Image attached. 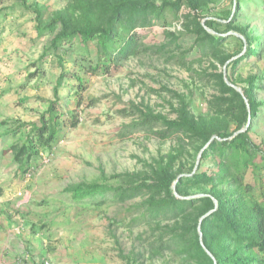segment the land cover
I'll use <instances>...</instances> for the list:
<instances>
[{"label":"rangeland","instance_id":"obj_1","mask_svg":"<svg viewBox=\"0 0 264 264\" xmlns=\"http://www.w3.org/2000/svg\"><path fill=\"white\" fill-rule=\"evenodd\" d=\"M135 1L164 6L175 0ZM197 3L195 11L184 4L175 15L166 11L154 25L137 29V46L128 59L108 61L98 56L96 42L83 46L75 40L40 60L57 33L48 25L51 20L61 14L73 25L83 21L78 0H0V264H17L22 256H28L27 264H207L195 248L180 255L191 247L189 236L165 249L166 242L191 229V217L150 219L152 193L143 191L126 202L98 196L77 202L65 192L79 183H150L161 167L177 175L175 183L216 172L217 157L202 156L209 143L182 133L164 138L161 122L144 124L147 116L177 120L183 107L211 131H231L243 115L242 130L248 129L252 143L264 152V0ZM195 18L202 24L214 20L211 33L223 39L212 55L197 48L190 25ZM248 47L254 54L247 53ZM237 60L228 71L235 90L243 95L245 80L254 78L257 107L250 119L248 107L244 114L229 107L236 104L218 85L217 75ZM61 72L66 75L55 97ZM69 74L81 78L82 86ZM55 98L56 113L65 121L52 146L41 149L31 163L28 178L9 148L26 141ZM217 98H226L227 105L216 107ZM74 120L78 123L72 128ZM211 140L219 138L212 135ZM172 189L179 199L217 192L260 201L264 155L257 152L241 178L185 184L182 196L175 185ZM221 246L232 252L237 245L227 241ZM245 255L263 258L254 251Z\"/></svg>","mask_w":264,"mask_h":264},{"label":"trees","instance_id":"obj_2","mask_svg":"<svg viewBox=\"0 0 264 264\" xmlns=\"http://www.w3.org/2000/svg\"><path fill=\"white\" fill-rule=\"evenodd\" d=\"M83 21L71 24L61 14L48 24L57 30L51 40L50 47L40 56V60L46 58L50 50L57 51L59 47L70 45L78 40L85 46L89 42H96L98 56L108 61L128 59L134 54L137 42L135 31L154 25L164 18L166 11L175 15L181 6L186 4L191 10L198 7L197 0H175L164 6H157L150 2L138 3L135 0H95L88 3L86 0H78ZM185 15L184 18H189ZM196 36V45L202 54L212 55L221 45L223 39L213 35L208 30H215L214 20H206L202 24L199 20L192 19ZM38 30V29H37ZM41 32V30H39ZM246 38V36H245ZM247 40V38H246ZM247 53L254 54L253 49L247 48ZM241 60L233 61L226 66V73L217 75L220 93L229 95L236 106L231 109L241 110L245 113L250 109L248 119L254 117L257 105L252 99V82L254 78H248L242 87L243 95L239 94L234 87L235 82L229 76L228 71L233 70ZM66 74L61 72L54 96H57V87L61 84ZM75 79L79 87L82 79L69 74ZM226 80L233 85H228ZM224 97V96H223ZM57 98L49 103L46 115L40 116L39 125L32 126V131L22 145L13 144L10 151L13 153V161L20 166V172L26 173L31 169V163L38 157L41 149H49L57 137L60 128L65 121L61 113H56L55 105ZM222 108L226 104V98H217L212 104ZM79 104V102H78ZM243 115L235 129L225 127L222 131H211L202 127L194 117L183 107L177 120H167L161 116H147L144 124L161 122L165 127L163 137H174L175 134H184L187 138H197L203 144L209 143L204 149L202 156L215 155L219 160L216 172L193 174L190 177L176 181L177 175L161 167L155 178L150 183L143 181L137 186L131 187H107L98 183H79L69 186L65 192L70 194L74 201H83L94 197H112L119 202H126L141 195L143 191L152 193L150 206L147 208L150 219L170 216L174 219L188 214L191 217V229H187L183 236H174L170 242L165 243V249H172L181 243V240L190 237L191 247L184 248L180 255L192 254V249L204 259L207 264H264V191L261 192L260 201L247 200L244 196H228L225 193L214 192L210 196L195 199H179L173 193L175 185L176 193L182 196L180 187L185 184L202 185L209 184L214 180H224L230 175L241 178L253 163V156L257 152H264L258 145L252 143L249 130H242ZM77 121L74 120L70 127L75 128ZM230 131V132H229ZM216 135L219 140H211ZM232 137L231 139H228ZM150 180V179H149ZM4 188L0 186V197ZM157 200H155V198ZM212 211L211 213H209ZM193 217V218H192ZM203 217L201 220H199ZM230 241L236 244V248L230 252L222 243ZM203 246V249H202ZM206 249L210 255L204 250ZM254 251L260 256H242L243 252ZM198 256V257H199Z\"/></svg>","mask_w":264,"mask_h":264},{"label":"built area","instance_id":"obj_3","mask_svg":"<svg viewBox=\"0 0 264 264\" xmlns=\"http://www.w3.org/2000/svg\"><path fill=\"white\" fill-rule=\"evenodd\" d=\"M31 173L32 172H31V169H30V170H28L25 173V176L28 177V178H30L31 175H32ZM27 262H28V256H22V258L18 261L17 264H27ZM41 264H50V263L47 260H45V261H42Z\"/></svg>","mask_w":264,"mask_h":264},{"label":"water","instance_id":"obj_4","mask_svg":"<svg viewBox=\"0 0 264 264\" xmlns=\"http://www.w3.org/2000/svg\"><path fill=\"white\" fill-rule=\"evenodd\" d=\"M209 32H211L210 30H208ZM224 75H225V72H224ZM225 81L228 83V85L229 86H231V87H234L233 85H231L227 80H226V78H225ZM235 88V87H234ZM212 211H210L209 213H211ZM203 218V217H202ZM205 251H206V253L208 254V255H210L209 254V252L206 250V249H204Z\"/></svg>","mask_w":264,"mask_h":264}]
</instances>
